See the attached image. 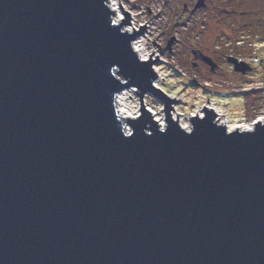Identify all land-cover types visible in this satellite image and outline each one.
<instances>
[{
    "label": "water",
    "instance_id": "water-1",
    "mask_svg": "<svg viewBox=\"0 0 264 264\" xmlns=\"http://www.w3.org/2000/svg\"><path fill=\"white\" fill-rule=\"evenodd\" d=\"M119 7L0 0V264H264V121L229 130L208 105L181 127Z\"/></svg>",
    "mask_w": 264,
    "mask_h": 264
},
{
    "label": "rangeland",
    "instance_id": "rangeland-1",
    "mask_svg": "<svg viewBox=\"0 0 264 264\" xmlns=\"http://www.w3.org/2000/svg\"><path fill=\"white\" fill-rule=\"evenodd\" d=\"M188 1L119 0L123 11L132 15L136 30L146 23V31L140 35L145 39L148 53L153 52L151 58L158 55L152 65L159 68L156 87L168 98L178 100L171 104V113H178V119L190 127L188 117L211 105L230 126L251 124L264 110L263 107L250 120L242 113L246 94L255 90L254 96H264V0H244L245 12L227 14L213 7L192 14L183 9V3ZM173 37L168 49L167 42ZM192 49L211 57L219 64L218 69L212 72L208 65L195 60ZM228 56L251 59L248 62L251 71L245 75L234 72L225 64ZM120 94L130 117L138 115L135 90L131 88ZM143 100L146 109L156 113L153 118L164 119L163 105L158 99L145 94Z\"/></svg>",
    "mask_w": 264,
    "mask_h": 264
},
{
    "label": "flooded vegetation",
    "instance_id": "flooded-vegetation-1",
    "mask_svg": "<svg viewBox=\"0 0 264 264\" xmlns=\"http://www.w3.org/2000/svg\"><path fill=\"white\" fill-rule=\"evenodd\" d=\"M166 1H168V0H166ZM188 2L189 3H185V2L183 3V9H188L192 14H194L195 12L205 11V9L209 8V7L210 8L213 7L214 9H218L221 13H225V14L245 12L244 0H203V5L199 6V7H197V3L199 2V0H189ZM171 39L173 42L174 37ZM192 51H194L196 55L192 54ZM192 51H191V54H192L193 58L195 60H198L199 62L203 63L199 57V54H198V52H200V51L193 50V49H192ZM200 53H202V52H200ZM227 58H226L225 64L232 69V64L227 62ZM193 65H196V63H193ZM205 65H208V64H205ZM218 66H219V64L217 65L215 70L218 69ZM253 92H255V90L252 91L250 95L246 94V97L243 99L242 113H243V117L248 119V120L254 118L255 115L264 107V104H262V102L264 100V96L261 95L262 97H256L253 95ZM249 96L252 97L251 101H250Z\"/></svg>",
    "mask_w": 264,
    "mask_h": 264
},
{
    "label": "bare ground",
    "instance_id": "bare-ground-1",
    "mask_svg": "<svg viewBox=\"0 0 264 264\" xmlns=\"http://www.w3.org/2000/svg\"><path fill=\"white\" fill-rule=\"evenodd\" d=\"M118 1L119 0H108L109 7L111 8L112 11H114V13H115V20L117 22L120 21L123 18V13H122L121 8L119 7V2ZM120 4H121V2H120ZM129 22L131 24L129 23V25L126 26L125 30L129 32L130 30H132V27L134 28V30H136L135 27H134V25H133L134 23L132 22V15L131 14H130V21ZM131 45L133 46V50L136 52V54L140 58L146 60V59H148L150 57V56H148L150 54L147 51V47L145 45V39L143 38V36L140 35L139 37H137L132 42ZM154 72H155L156 77H157L156 80L154 81V85L156 86L158 84L159 80H160V77H159V68L157 66H154ZM116 101H117V111H119L120 115H122L123 118L130 117V115L125 110V106L122 104L123 103L122 101H124V100L121 97V94L120 95L119 94L117 95ZM209 106L216 111V109L213 106H211V105H209ZM201 113H202V111H199L198 112V114H201ZM151 114H152V116H154L156 113H154V114L151 113ZM176 114L173 113V112L171 113V118L173 120H175V121H176ZM218 118H219V123L224 124L229 130H231L233 128L242 129V128H250L251 127V125H245L244 123H242V124H236V125H231L230 126L229 123H228V121L225 118L221 117V114L220 115L218 114ZM155 119H156V121H158L160 127H163L165 125V121H164L163 118H160L159 117V118H155ZM177 122L185 130H188L189 125L188 124L186 125L181 120H179L178 119V116H177Z\"/></svg>",
    "mask_w": 264,
    "mask_h": 264
},
{
    "label": "built area",
    "instance_id": "built-area-1",
    "mask_svg": "<svg viewBox=\"0 0 264 264\" xmlns=\"http://www.w3.org/2000/svg\"><path fill=\"white\" fill-rule=\"evenodd\" d=\"M238 61H243V62H245V63H248L250 60H246L245 58L244 59H237ZM249 64V63H248ZM261 120V121H264V110L261 112V114L260 115H258L257 116V118L256 119H254L253 121H255V120ZM253 123V122H252ZM252 123L251 124H249V125H252Z\"/></svg>",
    "mask_w": 264,
    "mask_h": 264
}]
</instances>
